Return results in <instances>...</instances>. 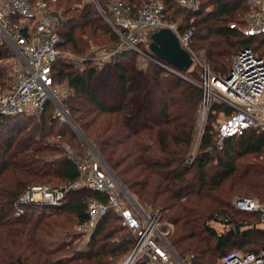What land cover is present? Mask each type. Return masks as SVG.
<instances>
[{
  "label": "trees",
  "instance_id": "16d2710c",
  "mask_svg": "<svg viewBox=\"0 0 264 264\" xmlns=\"http://www.w3.org/2000/svg\"><path fill=\"white\" fill-rule=\"evenodd\" d=\"M100 1L107 10L114 0ZM120 1L133 14L146 0ZM56 2L66 16L60 34L77 51L89 45L77 38V30L86 26L94 37L108 26L117 41L94 4ZM163 3L164 19L176 22L180 32L192 30L191 48L216 74L229 71L240 49L264 51V36L241 30L248 25L247 0H199L198 10L181 8L177 0ZM154 31L143 34L139 47L142 41L149 45ZM10 53L0 44V60ZM118 53L99 68H77L63 58L54 61V82H64L73 91L64 100L71 119L136 201L159 210L167 241L178 256L190 257L192 264H216L228 247L257 252L264 245V230L237 217L231 198L254 196L264 201V131L247 129L218 143L219 112L230 114L232 109L215 102V112L198 136L201 89L184 77L198 81L197 69L179 71L172 65L181 76L152 61L143 69L136 65V51ZM5 79L0 65V89ZM75 135L67 122L52 115L51 103L38 117L0 115V264H117L133 246L134 236L112 209L87 238L77 231L88 218V200L106 201L99 191L69 187L60 204L19 202L20 194L33 184L60 186L79 178L69 151L80 155L88 147L77 135L80 144L73 145ZM17 208L23 209L19 215ZM216 211L224 216L215 218ZM214 219L231 227L217 233L208 224Z\"/></svg>",
  "mask_w": 264,
  "mask_h": 264
},
{
  "label": "built area",
  "instance_id": "2783aa9c",
  "mask_svg": "<svg viewBox=\"0 0 264 264\" xmlns=\"http://www.w3.org/2000/svg\"><path fill=\"white\" fill-rule=\"evenodd\" d=\"M178 3L192 10L199 8V0H178ZM247 4L250 11L245 17L248 25L241 29L243 34L264 36V0H247ZM99 5L98 12L121 40L116 50L136 51L141 67L152 61L178 74L171 64L154 56L147 43L145 49L138 45L146 31L169 27L175 32L180 45L192 58L190 67L197 66L198 70V81L185 78L201 89L197 106V122L203 126L200 135L210 114L215 112V102L232 109L230 114L223 110L219 112L220 118L215 125L218 143L247 129L264 131V51H255L252 47L240 49L234 55L229 71L219 75L191 48L192 30L180 32L174 22L164 19V4L161 1L147 0L133 14L129 13V6L120 0H114L107 10ZM64 21L56 0H0V44L12 50L18 63L14 68L16 74L13 82L0 91V115L39 116L51 103L55 106L57 118L69 123L88 147V152L80 155L74 156L69 151L79 170V178L74 183L60 186L33 184L20 194L19 202L60 204L69 187L99 191L106 196V201L90 198L87 204L88 218L76 228L87 238L107 210L115 211L135 238L129 252L117 264H192L190 257L181 258L168 243L167 229L162 226L159 210H145L121 186L75 126L65 103L58 97L52 65L58 58L71 57L69 52L62 50L65 39L59 28ZM232 205L238 210L254 213L260 228L264 230V201L253 196H235ZM22 212L23 209L17 208L15 215ZM215 262L264 264V245L257 252L240 248L222 251Z\"/></svg>",
  "mask_w": 264,
  "mask_h": 264
},
{
  "label": "rangeland",
  "instance_id": "374dc122",
  "mask_svg": "<svg viewBox=\"0 0 264 264\" xmlns=\"http://www.w3.org/2000/svg\"><path fill=\"white\" fill-rule=\"evenodd\" d=\"M85 2H90L92 4H94L95 8L98 9V5L100 4L101 5V1L100 0H83ZM147 1V0H146ZM163 3V0H159ZM178 1V0H177ZM84 2V3H85ZM164 4V3H163ZM99 5V6H100ZM181 8H186V7H182L181 5H179ZM188 9V8H186ZM192 10V9H191ZM64 17H66L64 15ZM105 21V20H104ZM103 23V22H102ZM176 25L177 23L174 22ZM178 26V25H177ZM108 29V26H106L104 28V31H101V30H97L96 34L97 36H91L90 35V27L89 26H86L85 28L81 29V30H77V38L79 39H84V40H88L89 41V45L87 47V49H85L84 51H77L73 46L72 44L70 43H66L64 42L63 43V47H62V50L64 52H69L71 54V57H67V58H63L65 60H67V62H70L72 64V66L74 67H77V68H83L84 66H96V67H103L105 64L107 63H110L112 60H114V58H116V56L119 54L116 49L118 46H120V38L119 36H117V41L116 40H113L111 38V33L109 32ZM142 43L141 46H143V48H145V42L142 41L140 42ZM10 49V48H9ZM115 50V51H114ZM119 50V49H118ZM11 53L10 55L3 59V60H0V65L4 68V71L6 72V79H5V86L0 89V90H4L5 88H7L14 80L15 78V74H16V70H14L15 66L18 64L17 61H16V56L15 54L12 52V50L10 49ZM195 51V50H194ZM196 52V51H195ZM197 53V52H196ZM199 57L203 58L206 62L207 60L202 57L199 53H197ZM232 59V58H231ZM208 63V62H207ZM148 64V63H147ZM147 64L145 66H140V61L139 59L137 60L136 58V65L140 68H143L145 69L147 67ZM209 64V63H208ZM210 66V65H209ZM195 68L197 69V66H192V68ZM193 68V69H194ZM211 68V67H210ZM191 69V67L189 68ZM197 73H198V70H197ZM109 76H110V73H109ZM187 77L191 80H193V78H191L190 76H188V74H185L184 77ZM112 79L114 78L113 76L111 77ZM101 79V78H100ZM195 81V80H194ZM55 83V88L57 90V95L58 97L61 99V101H63V103H65L66 105V98L68 96V94L72 93L73 91L70 89V87L64 83V82H61V81H58V82H54ZM52 105V115L58 120V122H64V121H61L57 118V116L55 115V106ZM68 110V109H67ZM69 112V111H68ZM25 116H36L38 117V115H34V114H30V115H25ZM220 118L219 115L217 117V119ZM217 121V120H216ZM208 121H206L207 123ZM66 123V122H65ZM206 123L204 124V126L206 125ZM69 124V123H68ZM70 125V124H69ZM71 126V125H70ZM72 127V126H71ZM203 126L201 127L200 125H198V122H197V135L199 136L200 133H201V130H202ZM73 129V133L74 135L76 134L82 141V137L80 136V134L72 127ZM81 131V130H80ZM75 137L72 139V143L73 145H76V144H80V142L78 141L77 137ZM197 141H198V138L195 139V144H194V147H193V150L192 152L195 154V151L197 149ZM84 142V141H83ZM85 143V142H84ZM86 144V143H85ZM87 146V145H86ZM87 152V151H85ZM102 158V157H101ZM51 184V183H50ZM74 188H83V187H74ZM235 197V195L233 196ZM233 197L231 198V206L233 207L232 205V199ZM254 197V196H253ZM258 198V197H257ZM259 199V198H258ZM145 208V210H157V209H154V208H150V207H143ZM234 209V213L236 214V216H241L242 218L241 219H247V220H252L253 224L251 226H253L254 228L256 227H259L260 228V224H258V220H257V217L256 216H253L251 214H248V213H245L241 210H238L236 209L235 207H233ZM229 211L231 209H228ZM221 211H216L214 214L216 216H224L222 213H219ZM214 215V216H215ZM250 216V217H249ZM221 217V218H222ZM216 218V217H215ZM208 224L213 227L217 233H221L222 231L226 230L227 228H230L231 224L230 225H225L224 223H220L218 222L216 219L214 220H209L208 221ZM162 225L163 227L166 226V223L162 222ZM167 228H171L169 226V224H167ZM247 226H242L241 228L242 229H245ZM83 236V235H82ZM86 238V236H83V239ZM233 248H236V247H228L226 248L225 250H231ZM224 250V251H225ZM219 257V255H218ZM218 257H216V261L218 260Z\"/></svg>",
  "mask_w": 264,
  "mask_h": 264
},
{
  "label": "water",
  "instance_id": "95a60500",
  "mask_svg": "<svg viewBox=\"0 0 264 264\" xmlns=\"http://www.w3.org/2000/svg\"><path fill=\"white\" fill-rule=\"evenodd\" d=\"M149 48H150L151 52L156 57H158L160 60H162L168 64L175 66L176 68L179 69V71L180 70L181 71L188 70L192 64V58H191L189 52L180 45V42L178 40L177 35L169 27H160V28L156 29L154 32H152L151 41L149 43ZM179 71H178V74H180L182 76V74ZM73 123H74V121H73ZM75 126L77 127L76 124H75ZM90 146L99 155V153L96 151V149L92 146L91 143H90ZM115 177H116V175H115ZM120 184H121V182H120ZM121 186L125 189V187L122 184H121Z\"/></svg>",
  "mask_w": 264,
  "mask_h": 264
}]
</instances>
